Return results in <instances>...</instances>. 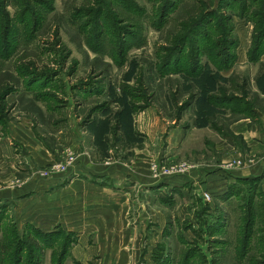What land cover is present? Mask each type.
Segmentation results:
<instances>
[{"label": "rangeland", "instance_id": "rangeland-1", "mask_svg": "<svg viewBox=\"0 0 264 264\" xmlns=\"http://www.w3.org/2000/svg\"><path fill=\"white\" fill-rule=\"evenodd\" d=\"M169 1L0 0V39L13 49L5 57L0 44V87H14L6 98L0 137L11 121L26 114L44 145L63 148L69 113L84 128L90 121H102L105 133L121 135L115 121L124 127V118L151 108L156 119L154 146L166 149L175 133L172 145L178 148L182 142L177 130L197 124L192 88L201 83L195 79H205L187 77L191 68L217 75L211 87L214 90L216 85L214 94L233 99L230 105H218L219 109L252 116L258 105L253 88L262 92L264 85V53L256 61L249 56L254 35L264 32V0H228L223 9L220 5L226 0H173L166 8ZM201 10L216 11L217 21L187 41L188 24ZM227 16L235 43L225 42L222 30L217 34L214 29L223 28ZM216 37H221L218 52L230 53L222 55L228 68L211 59ZM197 46L201 53L196 59ZM218 114L219 123L228 125ZM60 129L64 132L58 140L52 133ZM164 153L156 163L180 166L189 165L181 159L191 160L180 155L168 162ZM261 176L255 188L254 183L232 180L229 184L238 193L230 198L211 191L196 195L193 186L194 196L187 201L178 193L155 190L153 214L151 206L142 210L140 203L131 210L129 227L137 233L129 237L126 251L86 254L71 251V245L65 254L57 243L39 250L33 243L36 230L45 231L30 217L23 219L10 200L0 202V240L10 244L12 264L19 260L18 264H183L188 251L195 253L189 264H247L251 255L256 264L264 261V172ZM250 193L258 219L244 256L242 228ZM24 241L33 252L28 248L17 253Z\"/></svg>", "mask_w": 264, "mask_h": 264}, {"label": "crops", "instance_id": "crops-1", "mask_svg": "<svg viewBox=\"0 0 264 264\" xmlns=\"http://www.w3.org/2000/svg\"><path fill=\"white\" fill-rule=\"evenodd\" d=\"M202 86L194 84L192 88L197 124L177 130L182 142L178 148L172 145L175 133L168 138L170 145L166 149L154 146L152 129L156 119L151 108L124 118V127L119 125L121 121H115L121 135L105 133L102 121H90L84 128L69 113L63 148L44 145L33 130V119L23 114L1 132L0 202L12 201L23 219L30 217L45 232L64 229L73 233L76 239L71 251H126L129 237L137 233L129 227L131 210L137 203L147 210L155 190H168L167 195L178 193L187 201L194 196L192 186L196 195L211 191L223 196L235 178L261 176L264 93L253 88L258 105L252 116H234L231 109H219L202 101ZM209 87V93L215 95L216 85L214 90L212 84ZM219 111L228 125L219 123ZM63 132L60 129L52 134L60 140L58 134ZM61 138L64 140L62 135ZM68 150L77 158L64 171L56 169V164L66 161ZM162 152L168 162L180 155L189 157V161L181 159L189 163L188 169L155 177L152 164ZM47 169L50 174L45 176ZM172 199L164 200L172 203ZM150 210L153 214L152 206Z\"/></svg>", "mask_w": 264, "mask_h": 264}, {"label": "trees", "instance_id": "trees-1", "mask_svg": "<svg viewBox=\"0 0 264 264\" xmlns=\"http://www.w3.org/2000/svg\"><path fill=\"white\" fill-rule=\"evenodd\" d=\"M174 4V1L170 0L168 2V5H166V8H170V5ZM229 1L226 0L225 4H221L220 7L221 9L228 7ZM28 14V13H27ZM26 18V17H25ZM39 20V18H38ZM37 20V21H38ZM217 21V14L216 11H213L212 13H207L206 11H202L201 10V15L197 18H194L188 25V33L187 35V41H189L190 38H197L200 34H202L205 31V26L207 24H209L210 22H216ZM222 22L224 23V27L220 28L218 26H216L215 32L218 34V32H220V29L222 30L223 36H224V41L228 42V41H233L235 43L234 40H232L230 38V35L232 33V28L231 25L229 24V19L228 16L226 19H222ZM190 34V35H189ZM5 36H9L7 33V30L5 31ZM7 38V40H9V37H5V39ZM221 39L216 37V39L213 41L212 45L213 48L215 50L214 53H211V59L213 61H222L220 62L222 65V67H227L225 63V59L222 58V55H226L230 56V53H228V51L223 54V53H219V47H220V42L219 40ZM228 40V41H227ZM186 41V43L183 45V47H185V45L188 43ZM0 44L3 47V51H4V55L5 57L10 56L11 50H13L11 48V45L7 44V42L3 39H0ZM182 47V49H183ZM252 53L250 54L249 58L252 61H256L263 53H264V32L261 33H257L254 35L253 39H252ZM221 48V47H220ZM226 49H228V47H226ZM195 51L196 54L197 52H199L198 55H196V59L199 58L200 56V47L197 46V49L195 47ZM173 55V53L171 54ZM194 58V60H196ZM203 70L202 69H196V68H191L187 70V73L185 74L187 77L189 78H197V77H205V79H195L196 81L199 80V83H201V86L204 84H212L215 83L216 79H217V75L216 74H210V73H204L203 74ZM206 71V70H205ZM206 81V83H202L203 81ZM201 81V82H200ZM200 85V84H199ZM261 88H263L262 92L264 93V85H261ZM210 87L208 86V88H204L202 86V90L200 91V96L202 101L205 100L208 104L213 105V106H217L218 105H230L231 101L233 100L231 97H218L216 95H213L211 93H209ZM14 91V87L8 86V87H0V124L2 122H4V115H2L3 112H5L6 109V98ZM233 112L236 113V109H233ZM261 176L258 177H254V178H239L238 180L242 183H254L253 188H255L256 186H258L259 183H261ZM238 193V191L235 189L234 185H230L228 192L226 193L229 198L233 195H236ZM254 203V197L252 195V193H250V196L248 197V202H247V207L249 208V212L246 213V217L244 220V227L242 228V231L244 230L245 234H244V242H243V247L242 251L244 252L243 255H246V249L245 247H247L249 240L251 238V235L253 234V228L252 226L257 222L258 217L255 215L254 211H253V205ZM260 216V214H258ZM262 222H264V219L262 220ZM1 231V228H0ZM169 231V230H168ZM168 231H166V233H168ZM76 238L74 237V234L68 231H65L63 229H58L55 230L53 232H42L40 230H36V237L35 240L33 241L34 243V247H37L39 250L40 248H43L42 246H48V245H52L54 243L57 244H62V252H65V254L67 252H69L70 246L72 245V243L74 242ZM25 243V244H23ZM23 243L20 244V248L17 247V253L18 252H22L24 249H31V245H28V243H26V241H24ZM19 248V249H18ZM33 252V250H32ZM64 254V255H65ZM195 257V253H193V251H188V253L185 255L184 257V261L183 264H189L190 260ZM171 261V260H170ZM21 260L18 261V263H20ZM12 256H11V252H10V244L6 241L0 240V264H12ZM17 263V264H18ZM259 263V262H258ZM256 263V264H258ZM39 264V263H38ZM167 264H170V262H168ZM247 264H255V258L254 255H251L248 259ZM259 264H264V261L262 260Z\"/></svg>", "mask_w": 264, "mask_h": 264}, {"label": "built area", "instance_id": "built-area-1", "mask_svg": "<svg viewBox=\"0 0 264 264\" xmlns=\"http://www.w3.org/2000/svg\"><path fill=\"white\" fill-rule=\"evenodd\" d=\"M66 154H67L66 161L56 164L54 166L56 169L64 171L66 169V166L72 163L77 158V155L72 150H68ZM187 169H188V164L186 163L180 166H174L173 164L172 165L171 164L161 165L160 163H156V162L152 164V171L155 177H168L170 174L174 172H183V171H186ZM49 174H50V171L48 169L43 172V175L45 176ZM206 195L207 194H205V196Z\"/></svg>", "mask_w": 264, "mask_h": 264}]
</instances>
